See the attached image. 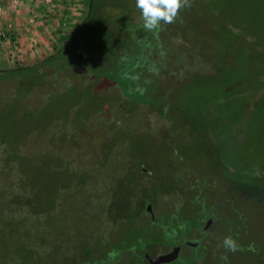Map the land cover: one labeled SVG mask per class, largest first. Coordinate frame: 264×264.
Returning a JSON list of instances; mask_svg holds the SVG:
<instances>
[{
	"label": "rangeland",
	"instance_id": "rangeland-1",
	"mask_svg": "<svg viewBox=\"0 0 264 264\" xmlns=\"http://www.w3.org/2000/svg\"><path fill=\"white\" fill-rule=\"evenodd\" d=\"M191 3L153 32L145 31L136 0H106L109 12L100 18L96 6L86 26L100 28L84 38V58L59 73L70 58L57 59L50 68L56 76L43 78L34 68L69 43L60 38L75 36L89 12L83 4L67 11L69 4L49 19L53 40L38 39L33 48L46 52L48 44L47 56L34 66L12 62L33 68L21 81L0 84V199L25 217L0 229V264H85L76 252L91 245L100 258L127 249L130 259L119 264H143L140 239L152 259L179 243V257L166 264H264V117L247 114L227 141L210 129L239 111L236 94L244 90L250 100L256 78L264 83V0ZM9 11L1 7L0 16ZM212 59L232 72L237 89L228 101L220 81L229 71L213 74ZM6 132L18 158L1 139ZM220 156L238 161L237 186L224 179ZM229 236L239 251L222 247Z\"/></svg>",
	"mask_w": 264,
	"mask_h": 264
},
{
	"label": "trees",
	"instance_id": "trees-1",
	"mask_svg": "<svg viewBox=\"0 0 264 264\" xmlns=\"http://www.w3.org/2000/svg\"><path fill=\"white\" fill-rule=\"evenodd\" d=\"M76 1L79 4L88 5L89 12L87 13V17H86L83 25L81 26L80 30L78 31V33L75 36L65 35L64 37L60 38L62 41H68L69 40V43L64 48L58 49L56 47L57 52L53 56L46 59L42 63H39V65L37 67H40L41 69H37V67L34 68L36 70H41L42 75H44L43 78H51V77L56 76V74H55L56 72H53V70H51L50 68H51V65H54L55 63L57 64V59H61L62 57H65V58L68 57V58H70V60L68 62H66L65 64L61 63L62 66L61 67L59 66L58 73L65 70L67 67H71V66H75V65L77 66V64H78L77 61L80 58H84L83 56L87 52L86 46L88 44V41H85L84 38L88 37V35L92 32H95V33L98 32V29L100 28V27H98L97 24H94L93 26L90 25L89 28L86 27L90 21H93L94 8H96V6L98 7L97 10L99 11V17L100 18L102 17L103 14H107L109 12L108 8L106 7V0H103V1L102 0L101 1H99V0H76ZM90 37H92V35H90ZM224 63L225 62L222 59H217V60L212 59L208 62V65L211 67L218 65L217 70H214V67L211 68V69H213L211 71V72H213V74L218 71L219 75L221 74V76H224L226 73H228L227 71H229L230 78L222 79L220 81L221 83H223V86L221 89L222 96H224L225 101H228L227 99L232 97L235 89H237V88H232L230 86L231 82H232V77H231L232 72L229 70L230 67L226 66V64H224ZM45 66H47L48 69H43ZM136 67L137 66H134V69ZM32 68L33 67H25V66L19 65L18 67L14 68V69L0 70V84L5 82V81L11 82V83L12 82L16 83L17 81H21V80L25 79V77H27L25 74V71L30 70ZM225 76L227 77V75H225ZM256 80H257L256 83L255 84L252 83V84H253V88H256L258 90L253 94V96L250 100L247 99V92L244 90L240 91L238 94H236V95H238V97H237V99L236 98L235 99H236V102L238 104V107L240 106L238 108L239 111L233 110V111H231V114H228L229 115V122H227L228 124L226 123V119H221V118L217 119V117H216V119H217L216 123H211L212 128H210V129H212L211 131H213V132H211L212 137H216L217 135L218 136L220 135L221 140L223 138H225L227 141L228 140L227 139L228 138L227 131L232 132V131L236 130L238 124L242 122L243 117L246 116L247 114L248 115L253 114L255 117L254 119H256V117H264V83H263V80H260V78H258V79L256 78ZM244 83H245L244 81L243 82L241 81V83H239L237 86L239 87V86L243 85ZM236 95H235V97H236ZM226 110L224 111L225 113H226ZM53 113L55 114V112H53ZM56 116H57V114H56ZM58 116H61V115L58 114ZM206 117H207V114H206L205 118ZM203 121H205L204 118H203ZM5 135H7V136H2V138H1L3 143L6 142L8 144V147L9 148L11 147L10 150H13V152H14L15 151L14 150V148H15L14 143L15 142L13 140H9L8 132H6ZM221 140L219 141L217 139V145L219 143H222ZM216 148L218 149L217 146H216ZM12 156L18 158L19 155L15 154V152H14V154L12 153ZM220 157L224 158V156H220ZM240 158L242 159V157H240ZM225 159H226V157L222 160L221 159L219 160L221 162V163L219 162V167H221V170H223L222 175L224 176V179L229 181V184L236 185V184H234L235 181L233 183V180H235L236 174L240 172L238 169L239 167L235 166V165H237L238 161H235L234 164L233 163L230 164L229 162L224 161ZM240 162H241V160H240ZM245 175L248 176L249 172H246ZM195 191L199 192V190H197V186L194 187V189L192 188V192H195ZM197 195H199V193ZM150 202H151V200H149L148 204ZM11 203H14V205H18L21 203V199L16 197V199L11 201ZM31 203L32 202L29 201L27 204H25V206L29 207V212L37 213L35 206ZM11 207L12 206L10 205V202L7 203L6 201H2V199H0V229H2L3 231H4V226H6V225L8 226L7 228L18 227L19 224L22 222V216L25 217L24 215H22L20 213L21 211L14 210ZM22 207H23V205H22ZM10 210H12V211H10ZM1 213H3V214H1ZM4 214L5 215L9 214V215H11V217H6ZM206 218H207V216H205V215L203 217L197 218L198 220L196 221V226H194L193 228L199 229L200 227H202L203 225L201 222L206 221ZM123 221L127 223L129 220L124 218ZM155 222H157V221H155ZM174 225L175 224H173V226ZM189 231L187 230V233ZM189 234H190V232H189ZM131 235L132 234L129 232L128 236H131ZM138 244L140 247L138 248L137 252L140 254L142 262L144 261L143 264H145V263H147V261L149 262V259H146V254H147L146 249H147L148 244L147 243L144 244V241L142 239H140L138 241ZM177 244H179V243H177ZM100 246H103V243ZM27 251L30 252V254H31V258H32L31 260H33L34 257L37 259H40L41 254L39 252L37 253L36 251L35 252L29 251V250H27ZM76 253L78 254L77 255L78 256L77 261L81 262L79 257H80V255H82V256H84L83 258H84L85 264H87V262L90 261L91 256H95L97 259L96 260L97 262L93 263V264H115V263H118L120 258H122L124 255L127 256V258H128L129 254H131V252H129L127 249H125L123 252H119L113 259H111L110 257H107V256L100 258L99 255L101 254V252L98 251V245H95V246L91 245L89 247L84 248L83 250L79 249V250H77ZM51 255H52L51 253H48L46 256L50 257ZM107 255H109V254L107 253ZM19 259L20 260H18V261L20 263L24 262V257L21 256ZM129 259L130 258H128V260ZM149 264H150V262H149Z\"/></svg>",
	"mask_w": 264,
	"mask_h": 264
},
{
	"label": "crops",
	"instance_id": "crops-1",
	"mask_svg": "<svg viewBox=\"0 0 264 264\" xmlns=\"http://www.w3.org/2000/svg\"><path fill=\"white\" fill-rule=\"evenodd\" d=\"M33 1L34 0H25V6L22 8L20 6L16 9L9 6L8 0H4L1 3L3 9L6 10L7 8H10L11 11H9L7 15L5 14V16H0V28H5L8 23L14 22L16 31L9 37H0V70L16 68L17 64L12 63L14 61L26 62V66H34L37 64V59L41 60L43 55L47 56L49 51H51L48 44L45 46L47 49L46 52L42 49H33L37 47V44L39 43L38 39H42L43 42H45L51 38V40H53L54 38V26L52 27V22L54 20L49 22L47 18L45 20L44 17H41L38 18V23L35 26L28 23L30 15L34 14L31 7ZM28 10L30 11L27 12ZM70 10H73V8L67 9V11ZM79 10H82V7ZM45 22L47 26L45 25Z\"/></svg>",
	"mask_w": 264,
	"mask_h": 264
},
{
	"label": "clouds",
	"instance_id": "clouds-1",
	"mask_svg": "<svg viewBox=\"0 0 264 264\" xmlns=\"http://www.w3.org/2000/svg\"><path fill=\"white\" fill-rule=\"evenodd\" d=\"M192 6L191 0H136L144 21L145 31H159L162 25L176 22L181 11ZM222 247L227 252L235 253L240 245L231 236L224 238ZM226 259V257H222Z\"/></svg>",
	"mask_w": 264,
	"mask_h": 264
},
{
	"label": "built area",
	"instance_id": "built-area-1",
	"mask_svg": "<svg viewBox=\"0 0 264 264\" xmlns=\"http://www.w3.org/2000/svg\"><path fill=\"white\" fill-rule=\"evenodd\" d=\"M69 4L72 6V8H81V5L76 0H34L31 6L34 14L30 15L28 23L35 26L38 23V18L44 17L49 20L53 19L54 17H60L62 9L64 8L65 10V6ZM20 6H22V4L19 3V0H16L13 3L12 8L16 9ZM15 31V23L10 22L5 26V28H0V37H9Z\"/></svg>",
	"mask_w": 264,
	"mask_h": 264
},
{
	"label": "water",
	"instance_id": "water-1",
	"mask_svg": "<svg viewBox=\"0 0 264 264\" xmlns=\"http://www.w3.org/2000/svg\"><path fill=\"white\" fill-rule=\"evenodd\" d=\"M147 211L151 215H153L151 206H148ZM210 224H211V221L208 223L206 228H208ZM187 246L195 247L197 246V244L194 245V244L188 243ZM180 252H181V247L178 246V247H175L173 252H171L170 254L162 255L154 259L150 258L149 255L146 254V259H149L150 264H166V263L173 262L174 260H176L179 257Z\"/></svg>",
	"mask_w": 264,
	"mask_h": 264
},
{
	"label": "flooded vegetation",
	"instance_id": "flooded-vegetation-1",
	"mask_svg": "<svg viewBox=\"0 0 264 264\" xmlns=\"http://www.w3.org/2000/svg\"><path fill=\"white\" fill-rule=\"evenodd\" d=\"M176 247H178V245H176ZM182 249V248H181ZM174 248H172V251L173 252ZM171 252H169L168 254H170ZM166 255V254H165ZM159 257V256H158ZM156 258V257H155ZM150 262V261H149Z\"/></svg>",
	"mask_w": 264,
	"mask_h": 264
}]
</instances>
